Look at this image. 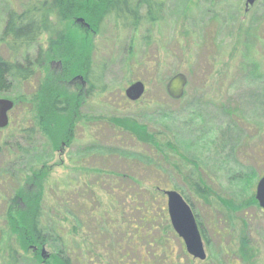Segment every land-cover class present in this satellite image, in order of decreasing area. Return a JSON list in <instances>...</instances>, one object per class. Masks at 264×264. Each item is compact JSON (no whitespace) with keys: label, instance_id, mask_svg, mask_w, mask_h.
<instances>
[{"label":"rangeland","instance_id":"374dc122","mask_svg":"<svg viewBox=\"0 0 264 264\" xmlns=\"http://www.w3.org/2000/svg\"><path fill=\"white\" fill-rule=\"evenodd\" d=\"M246 1L165 0L159 21L117 33L110 26L108 41L103 42L85 19L68 23L84 45L96 41L105 68L104 91L74 108V139L55 148L34 120L33 110L37 115L36 110L46 107L41 97L50 98L49 87L69 93L72 104L83 79L63 80L62 60L52 56L55 50L47 35L27 50L12 52L3 31L9 11L18 10V0H0V56L24 63L26 56L36 57L38 46L45 49L34 77L13 80L12 89L0 93L15 103L10 124L0 129V173L10 169L20 178L44 168L43 220L50 229L64 227L53 231L63 247L40 245L27 253L19 248L22 264H32L34 253L46 262L58 249L67 250L72 262L82 259L80 264H92L88 258L93 250L101 264H121L109 262L120 244L128 250L124 259L130 264H264V210L255 198L264 175V0H256L248 10ZM178 73L187 76L188 84L183 98L175 100L167 84ZM137 81L146 89L132 101L126 90ZM33 93L36 103H31ZM17 178L0 183V194L16 185ZM34 184L29 183L31 191ZM201 185L205 196L195 190ZM168 190L178 191L194 210L205 260L188 253L171 225ZM13 201L1 196L0 214L1 206ZM146 201L157 218L150 233H145L146 223L137 230ZM61 205H69L71 212L82 209L84 228ZM116 218L120 226L124 220L122 228L114 222L110 233L97 230L99 221ZM127 229L131 233L125 234ZM138 232L141 240L129 246ZM96 234L99 245L93 249L91 237ZM152 237L159 241L152 242ZM242 246L252 248L257 257L239 262Z\"/></svg>","mask_w":264,"mask_h":264},{"label":"trees","instance_id":"16d2710c","mask_svg":"<svg viewBox=\"0 0 264 264\" xmlns=\"http://www.w3.org/2000/svg\"><path fill=\"white\" fill-rule=\"evenodd\" d=\"M17 5L18 10L11 9L9 11L3 31V39L6 41L8 48L12 52L18 53L36 44L42 35H47L48 44L55 50L52 56L62 60L63 80H71L77 75H82L85 70L83 66L84 53L82 54L85 45L83 44L84 38L78 32L73 29L69 30L68 23L73 24L76 18L81 17L94 27L102 41H106L110 36V26L117 33L120 30H138L144 25L159 21L162 17L165 0H18ZM44 59L45 50H40L39 54L36 50V57L26 56L24 63L5 60L0 56V93L10 91L13 87V80L18 82L29 81L36 75L37 67L43 64ZM52 90L51 87L48 88L50 98ZM68 94H59L54 88L51 99L41 97V101L44 102L46 107L36 110L37 115L35 110H33L34 120L38 122L44 136L55 148L62 141L67 144L69 143L68 141H73L74 139L71 127H74L73 120L77 112L76 109L79 108L83 99L78 94L71 104L70 100L72 99ZM34 101L36 103V96L33 93L31 95V103H34ZM37 103L40 102L38 101ZM74 108L76 109L74 110ZM39 115L41 121L38 120ZM60 115H63V117H60ZM34 131L35 129L27 133L29 138L33 136ZM148 137L150 138L151 135L149 134ZM150 139L152 140L150 141L151 144L158 148L156 138L152 136ZM14 173L10 169L7 172L0 173V183L5 185L14 182V179L17 178ZM25 173L24 175L23 173L18 175L20 178H17L16 185L13 183L12 187L0 194V197L2 196L4 199H14L13 203L8 202V205L3 204L1 206L0 216L4 218V220L0 221L1 264H22L23 262L19 259V248L27 253L31 247L40 245H49L50 247L55 245L57 248L64 245V241L54 238L53 233V231H64V227L60 226V228L50 229L43 220L45 201L43 180L48 172H45L43 168L39 169V171L30 173L27 171ZM32 182L35 183L33 191L29 188V183ZM195 190L202 196L206 195V188H203L202 185L196 186ZM15 200H19L22 205L19 203L14 205ZM251 202L256 203L254 198ZM149 206L150 204L147 201L141 205L144 208L142 215H145L140 218V222L137 225L138 231L141 230L144 223H146L145 226L147 227L145 229L147 232L145 233L154 232L151 228L157 227L155 223L157 221L156 215L153 212L151 213L152 209ZM60 209L70 215L78 223L79 227L84 228L85 219L82 209H77L78 213L75 210L71 212L69 209L72 208L69 205L63 206V208L61 205ZM67 209L69 212H66ZM63 219L64 217L62 218V215H60L57 221L62 225L61 221ZM99 222L97 230L107 233L112 231L110 223L113 224L115 222L114 225H118L119 228H122L125 223L124 220L123 223L121 221L120 226L116 223L119 222L117 218L113 222L109 220L108 222L103 220L100 224ZM128 223L131 227V220H128ZM124 232L125 234L131 233V230L127 229ZM136 234L138 235L131 236L132 238L128 242L129 246L130 243L137 245V241L141 240L139 232ZM97 236L96 234L91 237L93 249H97L99 245ZM152 240L155 243L159 241L155 237H152ZM90 253H92V259L89 256L88 261L92 264H101L100 255L97 256L95 250L90 251ZM128 253V250H125L120 244L116 250H112V258H110L109 262L114 263L116 259L121 264H130L124 259L126 255L129 256ZM237 256L239 262L248 260L250 262L251 259L257 257V252L248 246H242ZM78 260L82 259L77 258V261L72 262L67 250L58 249V251H55L54 256H51L46 262L42 261L38 253H34L31 262L32 264H80Z\"/></svg>","mask_w":264,"mask_h":264},{"label":"water","instance_id":"95a60500","mask_svg":"<svg viewBox=\"0 0 264 264\" xmlns=\"http://www.w3.org/2000/svg\"><path fill=\"white\" fill-rule=\"evenodd\" d=\"M256 0H247L246 7L255 4ZM84 22L83 18L78 19ZM188 78L184 73L174 75L167 84L169 96L175 100L183 98L185 95ZM146 86L143 82L137 81L126 90V96L132 101L139 100L145 93ZM14 101L0 97V129L6 128L10 124V111L14 108ZM167 195L168 213L175 232L184 240L187 251L194 258L205 260L207 253L200 231L197 218L191 205L176 190L165 191ZM255 198L261 209L264 210V175L259 179L256 186ZM43 253H45L43 251Z\"/></svg>","mask_w":264,"mask_h":264},{"label":"flooded vegetation","instance_id":"af4514ba","mask_svg":"<svg viewBox=\"0 0 264 264\" xmlns=\"http://www.w3.org/2000/svg\"><path fill=\"white\" fill-rule=\"evenodd\" d=\"M86 31L88 34H90L91 29L86 28ZM92 32H94V29L92 30ZM96 34V36H99L98 33ZM98 39L101 40L100 36L98 37ZM88 42L89 40L87 41V43ZM95 44L96 41L93 40L91 42V45H85L83 54V66L85 70L83 71V74L77 75L73 79L69 80V82H72L75 79H83V81H81L83 87L80 88L79 92V95H81V98L83 99L80 103L81 108L85 104L86 99L89 98L92 94L96 95L98 92L104 91V88L101 85L103 84L105 68L101 56L98 55V46H96ZM40 50L44 51L45 49L40 45L37 47L38 54ZM79 84L80 82L76 81V85Z\"/></svg>","mask_w":264,"mask_h":264}]
</instances>
